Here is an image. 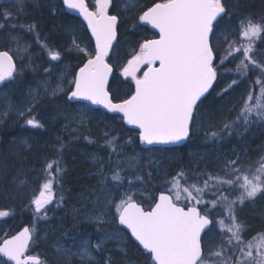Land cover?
Segmentation results:
<instances>
[{
  "label": "trees",
  "instance_id": "trees-1",
  "mask_svg": "<svg viewBox=\"0 0 264 264\" xmlns=\"http://www.w3.org/2000/svg\"><path fill=\"white\" fill-rule=\"evenodd\" d=\"M158 2L162 0H135L132 6L116 12L119 0H111L109 12L118 19L116 43L108 58L113 74L116 71L113 64L115 53H122L125 45L138 50L144 41L155 37L154 33L141 25L139 17ZM225 8L228 13L225 24L227 41H220L222 53L229 43L233 48L243 47L248 43L237 26L246 17L255 22L264 19V0H225ZM4 13L9 14L7 20L3 18ZM0 24L4 25L0 29V51H9L14 57L11 48L15 41L11 37L18 36L20 41L29 46L28 50L37 54L35 60L41 65L40 70L52 68L55 61L50 59L48 53V49H52L60 52V61L70 67L72 74L75 73L84 64L86 57L83 52L73 49V39L85 45L87 51L92 50L93 44L85 26L77 18L65 13L58 0H22L21 3L17 0H1ZM12 24L17 27H9ZM20 25H35V29L29 32ZM37 35L39 42L36 40ZM42 45H47V48H42ZM251 55L264 65V33L253 41ZM127 57L124 54L121 58L125 62ZM241 58V53L235 52L228 56L222 66L217 67L216 80L206 98H202L203 104L196 114V120L202 112L206 115L215 113L219 118L198 130L194 128L195 120L190 125L187 140L177 148L143 149L139 145L138 133L126 128L120 116L106 114L98 109L87 108L86 116L80 123H75L73 117L83 104L72 103L67 99L69 89L33 104L24 120L3 123L0 126V211L10 214L0 217V241L26 225L32 231L28 253L37 256L42 264H151L148 255L116 224L118 213L114 205L120 203L125 193L132 195L135 202L143 208L149 209L157 193L174 194L173 178H178L176 182L182 187L191 184L204 187V181L208 180L203 199L212 201L220 195V191L213 187L215 178H228L225 162L238 158V166L253 168L258 167V162L264 158V119L257 118L255 114L247 123L242 118L238 119V113L249 93L254 97L259 95L264 75H261L259 69L253 71L250 66L247 76L242 78L237 72ZM15 63L14 78L0 90L12 93L13 100H18L32 84L35 77L31 70L37 63L30 65L31 70L16 58ZM258 79L261 84L256 83ZM234 80L237 83L234 84ZM114 84L113 76L108 92L114 102L122 101L132 93L130 87L128 93L120 94L114 91ZM28 118H35L43 127L33 128L28 125ZM226 124L229 125L228 128H225ZM20 138L26 139L25 146L14 145L15 140ZM49 162H55L51 170L55 176V198L46 207V216L42 214L38 222L45 227L49 226L55 232V237L45 247H41L34 224L37 216L35 207L31 200L23 201L22 198L29 194L33 184L42 177L43 171H47L46 164ZM114 171L119 172L122 184L121 181L111 179ZM181 173L183 177H179L178 174ZM21 180L25 181L23 185L20 184ZM105 185L113 191L111 227L125 234V243L120 247L117 243L108 241L100 249H95L93 246L98 243L96 226L84 221H73L68 211L81 208ZM140 188L151 193V200L147 201L130 192ZM239 194L240 191L237 190L232 194L223 192L229 200L236 199ZM181 203L187 202L181 200ZM263 204L264 192L236 207V220L245 226V241L264 232ZM200 207L203 211L204 205ZM219 209L218 204L213 212ZM209 217L213 219L212 215ZM217 219L228 222L223 215ZM219 232L221 229L217 227L213 235ZM71 235L89 238L94 260L84 261L73 256L68 261H59L54 255H48L50 252L54 254V250L49 247L54 238L59 237L68 243ZM218 243L219 240H216L215 244ZM215 259L214 256L210 257V264H214ZM0 264L7 263L0 258Z\"/></svg>",
  "mask_w": 264,
  "mask_h": 264
},
{
  "label": "snow or ice",
  "instance_id": "snow-or-ice-1",
  "mask_svg": "<svg viewBox=\"0 0 264 264\" xmlns=\"http://www.w3.org/2000/svg\"><path fill=\"white\" fill-rule=\"evenodd\" d=\"M17 2L21 3L22 0ZM62 3L84 17L95 37V45L90 52L75 45L77 50L84 53L86 62L72 81L69 99L90 101L111 112L122 113L128 125L140 130V140L146 144H175L188 137L190 125L196 120L199 107L203 104L202 98H206L205 93L216 80L217 67L222 66L228 56L241 53L237 72L242 78L247 76L250 66L253 71L259 69L264 75V65L251 55L253 41L264 33V19L255 22L251 18H244L237 28L248 43L236 48L229 43L222 53L220 40L227 41L225 0H162L139 17L158 30L159 38L145 41L123 69V75L134 82V92L122 102L113 103L106 89L112 72L106 58L116 38L118 23L116 16L108 15L111 0H96L95 11L89 10L85 0H62ZM3 18L7 20L9 14L4 13ZM3 27L0 24V29ZM9 27L15 28L17 25ZM20 27H26L29 32L35 29V25ZM11 39L17 43L19 55L20 37L12 36ZM39 39L37 35V42ZM27 47L24 45L23 50L27 51ZM42 48H47V45H42ZM48 53L52 61L61 60L59 51L48 49ZM144 66H147V70L141 73ZM14 74L16 63L13 56L9 51H0V84L13 79ZM42 83L46 85L47 82ZM256 83L261 84V81L258 79ZM59 90V87L52 89V94ZM27 111L31 112V108ZM253 114L264 119V84L258 96L249 93L238 119L242 118L247 123ZM26 123L33 128L43 127L35 118H28ZM228 127L226 124L225 128ZM237 160L225 162L227 179L215 178L213 187L220 191V195L212 201L203 199L208 180L204 181V187L196 184L182 187L176 182L178 178H173L174 194L161 193L158 202L148 211L128 193L124 194L119 204L114 205L118 223L131 231V235L146 250L151 264H209V258L213 256L216 258L214 264H264V232L245 241V226L237 222L235 215L238 204L243 205L245 200H252L264 192V158L258 162V167L253 168L240 167ZM54 163L46 164L48 178L39 195L31 201L35 205V212L45 216L46 206L55 198V176L51 171ZM178 175L183 177V173ZM111 179L121 181V184L123 182L118 171H114ZM24 183L20 181L21 185ZM237 189L240 194L234 200L223 195L224 191L232 194ZM182 199L187 203L182 204ZM108 200H111L110 196ZM218 204L220 209L213 212ZM200 205H204L203 211ZM9 214L0 211V217ZM209 215L213 219H209ZM222 215L228 220L227 224L224 219H217ZM102 218L103 214L96 217L97 220ZM209 225L212 227L209 228ZM217 227L221 228V232L213 235ZM112 238L114 234L105 233L93 247L100 249L106 239ZM31 240L32 231L24 227L19 234L0 241V254L15 264H42L38 257L25 255ZM216 240H219L218 244H215ZM253 249L257 253L255 256ZM82 254L91 258L88 247L82 248Z\"/></svg>",
  "mask_w": 264,
  "mask_h": 264
},
{
  "label": "rangeland",
  "instance_id": "rangeland-1",
  "mask_svg": "<svg viewBox=\"0 0 264 264\" xmlns=\"http://www.w3.org/2000/svg\"><path fill=\"white\" fill-rule=\"evenodd\" d=\"M86 1L88 7L95 11L94 5L96 3V0H86ZM134 3L135 0H119V5H117L115 11L120 12L122 10H125L130 5L132 6ZM24 45L27 44L19 40V47H20L19 55L17 54L18 45L16 42L12 43L11 50L15 54L14 57L19 62H22L23 66H29L30 69V65L33 62L37 63L36 67H34L32 70L30 69L35 78L32 84L26 88L23 97L21 99L13 100L12 93H8L6 90H0V126L3 123L10 120H12V122L14 123H16L17 121L24 120V116L27 112V109L31 108L33 104L39 102L41 99L47 96H53L52 89L59 87L60 90L57 91L55 94L58 95L66 92L68 89H69L68 90L69 93L73 87L72 81L74 79L76 72L72 74L70 67L67 64L59 60L54 62L51 69L44 68L40 70L41 65L35 60L37 54L31 50H28L29 49L28 45H27L28 46L27 51H24L23 50ZM75 45H79L81 49L87 50V47L85 45L83 44L81 45L78 41L73 39L72 41V47H74L73 49H77ZM93 47L94 46H92L91 49H93ZM121 51L122 53H118V52L115 53L114 56L115 59L113 60V64L116 67L115 74H113L115 79V84H114L115 86L113 87H114V91L120 94H124V93H128L130 87H132L131 92L133 91L134 82L130 81V78H127L123 75V69L127 66V62L132 58L134 52L139 51V48L138 50H134L133 47H129L125 45L124 49H122ZM124 54L128 55L127 60L125 62L121 58L122 56H124ZM146 67L147 66H144L141 69V73L146 69ZM45 81L47 82L46 85L42 83ZM87 108L90 107L86 104H83L82 106L78 107V111L75 113L73 117L75 118V123H80L82 121V119L87 114ZM218 118L219 116H217V114L215 113L206 115L203 114L202 112L201 115L197 117L194 128L195 130H198L201 127L209 125ZM24 141H26V139L20 138L18 140H15L14 145L25 146L26 143H24ZM48 175H49L48 171L44 170L42 173V177H40L37 180V182L33 184L29 194H25L22 200L32 201L35 198V196L39 195V191L42 190V185L44 182H46ZM106 189L108 190L107 192L105 191ZM239 191L240 190L237 189V192ZM130 192L134 193L135 195L143 197L147 201L151 200V193L148 191H144L141 188L130 190ZM109 196L111 197L110 201L108 200ZM50 204H48L46 207H49ZM68 213L71 219L75 222L78 221L79 223H81L84 221L96 226V229L98 231L97 234L98 242L101 237H104L105 233H112L114 234V238L106 239L104 243L108 241H112L114 243H117L118 246L120 247L125 243V234L122 231L114 230L111 227V220L113 217V191L109 186L106 185L102 186L93 195V197L88 203L84 204L81 208L78 209L76 208L75 211L73 212L68 211ZM36 214L37 216L34 220V224L35 227H37V229L35 228V230L38 233V238H39L38 242L41 245V247H45L47 245V242L50 239L52 240L53 237H55L54 234L55 232L49 226L45 227L44 225H41L38 221L39 219H41L42 214L41 213H36ZM100 214H103V218L102 220H97L96 217ZM68 239L69 242L65 243L59 237L54 238L52 245L49 246L52 249V251L54 250V254L53 252H50L48 255L49 256L54 255V257H56V259L59 261H68L73 256L78 258L79 260H84V261L94 260V256L92 252H91V258L87 254H82L83 247H88L90 249L88 237L85 236L77 237L75 235H71L68 237ZM253 250H254V256L257 255L256 250L255 249Z\"/></svg>",
  "mask_w": 264,
  "mask_h": 264
},
{
  "label": "water",
  "instance_id": "water-1",
  "mask_svg": "<svg viewBox=\"0 0 264 264\" xmlns=\"http://www.w3.org/2000/svg\"><path fill=\"white\" fill-rule=\"evenodd\" d=\"M59 2L61 3V5H62L64 11H65L67 14H69V15H71V16L77 18V19H79V20L83 23V25L85 26V28L87 29V31H88V33H89V36H90V38H91V40H92V42H93V46H94V45H95V37L92 35V33H91V29L88 27V25H87V21L84 19V17H83L81 14H79L76 10L68 9L65 5H63L62 0H59ZM151 7H152V6H151ZM89 10H90V9H89ZM90 11H93V10H90ZM142 14H143V13H142ZM108 15L112 16L111 14H109V8H108ZM140 23H141L143 26L147 27L151 32L155 33L156 37H155V38H152V39H158V38H159L158 30H157V29H154V28L152 27V25L147 24L146 22L141 21V20H140ZM117 24H118V23H117ZM116 28H117V25H116ZM149 40H151V39H149ZM115 42H116V38H115V40L113 41V44H112L111 49L109 50L108 57H109V55H110V52H111V50H112V48H113ZM108 57L106 58V62L108 61ZM85 62H86V61H85ZM107 63H108V62H107ZM157 66H158V65H157ZM81 67H83V65H82ZM110 67H111V66H110ZM111 69H112V67H111ZM146 70H147V68H146L144 71H146ZM78 73H79V69L76 71L75 76H76ZM112 75H113V69H112L111 74H110L109 77H108V81H107V84H106V89L108 88V85H109V82H110V80H111V78H112ZM74 78H75V77H74ZM8 81H9V80H8ZM8 81H5L4 83L0 84V87H2V86H3L5 83H7ZM212 85H213V84H212ZM72 88H73V87H72ZM211 88H212V87H211ZM211 88L208 90L207 93H205V96L210 92ZM71 90H72V89H71ZM70 92H71V91H70ZM70 92H69V94H68V100H69L70 102H72V103H83V104H87V105H88L89 107H91L92 109H98V110H101L102 112H104V113H106V114H110V115H118V116H120L121 118H122V116H123L122 113H114V112H111V111H109L108 109L104 108L102 105H95V104H93V103L90 102V101L76 100V99H72V100H70V99H69ZM133 92H134V85H133ZM120 102H122V101H120ZM120 102H113V103H120ZM122 122H123V125H124L126 128L138 132L139 145H140V147L143 148V149H149V148H163V149H167V148H177V147H180L181 145H183L184 142L186 141V139L188 138V137H187L185 140L180 141V142L175 143V144H152V145H149V144H146V143H144V142H142V141L140 140V137H139V131H140V130H139L138 128H136V127L133 126V125H128L127 122H126V120H124L123 118H122ZM161 193H164V194H166V195H170L169 193H165V192H161ZM161 193H157L156 198H155V202H154V204H153L151 207H154L155 203L158 202V198H159V195H160ZM34 206H35V205H34ZM140 206H141V205H140ZM141 207H142V206H141ZM151 207H150V208H151ZM150 208L147 209V210H145V209H144V210H145V211H148V210H150ZM116 223H117V226H118L119 228L123 229V230L129 235V237H130L131 240L137 245V247H138L140 250H142V251H144V252L146 253V250L143 249V246L140 245L139 242L135 240V237H133V236L131 235V231H130L129 229H127L126 226H124V225H120V224L118 223V214H117V216H116ZM211 226H212V225H209V228H211ZM24 227H28V226L25 225V226L21 227L17 232H15L14 234H12V235H10V236L4 238V239H10L12 236L19 234L20 232L23 231V228H24ZM28 228H29V227H28ZM207 231H208V230L206 229L205 232H207ZM203 235H204V234H202V237H203ZM4 239H3V240H4ZM3 240H2V241H3ZM30 243H31V241H30ZM30 243H29V246H30ZM146 254H147V253H146ZM25 255L28 256L29 254H27V252H26ZM32 256H34V255H32ZM36 257H37V256H36ZM0 258H2L7 264H15L14 261H10V260H8L7 257H4V256H3V254H0ZM39 260H40V259H39Z\"/></svg>",
  "mask_w": 264,
  "mask_h": 264
}]
</instances>
